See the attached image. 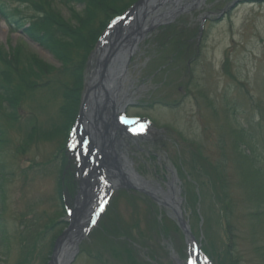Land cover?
I'll return each mask as SVG.
<instances>
[{
    "label": "rangeland",
    "instance_id": "374dc122",
    "mask_svg": "<svg viewBox=\"0 0 264 264\" xmlns=\"http://www.w3.org/2000/svg\"><path fill=\"white\" fill-rule=\"evenodd\" d=\"M0 1L26 22L38 15L31 1ZM45 1L63 22L85 21L83 3ZM180 6L146 32L127 64L121 107L151 120L146 137L134 143L119 135L143 180L166 192L175 183L183 217L212 263L264 264V203L257 202L264 196V0H181ZM103 18L97 13L93 25ZM0 44L58 69L43 79L50 83L26 94L18 123L0 116V264H46L69 219L60 196L64 136L48 138L60 119L61 62L4 19ZM93 63L91 56L87 85ZM30 114L42 135L22 152ZM127 184L111 193L70 264H187L188 242L171 206L146 186ZM76 191L67 190L68 205Z\"/></svg>",
    "mask_w": 264,
    "mask_h": 264
},
{
    "label": "trees",
    "instance_id": "16d2710c",
    "mask_svg": "<svg viewBox=\"0 0 264 264\" xmlns=\"http://www.w3.org/2000/svg\"><path fill=\"white\" fill-rule=\"evenodd\" d=\"M29 1H31L32 7L38 13V15L29 20V22H26V19H23L21 16H13L10 14L9 12L11 11L8 10L1 1L0 19H4L10 30H21L30 39L36 41L39 45L48 50L57 61L61 62L59 72L63 75L64 79L60 81L58 87L63 97L62 104L59 106L60 119L58 122L55 121L54 126L56 130L50 128L51 130L48 131V138H51L53 133L59 134L60 139L64 136L62 144L59 145L58 152L61 154L64 164L66 156L64 140L77 114L83 89L84 71L89 53L94 48L100 33L105 28L109 19L121 13L135 0L122 5L119 4L123 2V0H53L54 2L59 1L64 5H70L72 7L75 4L83 3L85 11L82 17H84L85 21L82 20L81 23L79 17V22L76 21V25L63 22L60 14L55 13L53 10H49L48 6L50 1H45L44 4H42V0H22V2L30 4ZM97 13L103 14L105 18L99 21L98 25L95 26L93 23L97 22H94V17ZM175 42L177 43V41ZM54 69L58 71L57 68L44 65L35 57H31V54L25 52L24 49H17L10 52L6 51L0 44V108L5 109L0 116L11 124L18 123L20 104L25 100L26 94L28 96V92H34L38 88L44 87L46 84L50 83V80L45 79V81H43V79L48 74L52 73ZM26 123H29L26 140L23 141V144L20 143L18 146V149L22 152H24L23 150L32 139L42 135V132L37 129L33 115H29L26 119ZM1 171L2 169H0V182L2 181ZM258 171L259 169L255 166L254 172ZM219 181L220 187L223 188L221 194L225 201L227 193L224 191L226 188L222 175L219 177ZM63 182L62 179H60L58 184L62 185ZM75 183L76 180L73 170L70 169L67 176L65 175V187L71 190L74 188ZM261 186L263 185L261 184ZM60 196L62 195L60 194ZM258 200L257 202H260L261 207L262 203H264V196ZM259 212L264 214L263 211ZM259 212H257V215ZM226 220L228 229L227 234L229 238H231V224L227 217ZM55 225V222L44 225L45 230L43 233L53 228ZM54 239L55 238L52 239L49 249H51ZM220 262L225 261L221 260Z\"/></svg>",
    "mask_w": 264,
    "mask_h": 264
},
{
    "label": "bare ground",
    "instance_id": "6f19581e",
    "mask_svg": "<svg viewBox=\"0 0 264 264\" xmlns=\"http://www.w3.org/2000/svg\"><path fill=\"white\" fill-rule=\"evenodd\" d=\"M155 1H156V7L163 5L165 2L166 3L169 2L170 4L173 3V1L179 2V0H158V1L155 0ZM178 2L176 3V6L178 5ZM171 10L172 9H169L165 13L159 12L160 15H158L156 13L155 15H158V16H156L155 19L157 21L163 20V19H165V20L168 19L173 13ZM141 21L143 22V19H141ZM147 24L148 23L146 22L145 27ZM138 41H139V39L133 40V44L137 45ZM114 54L110 55L109 59L112 57H116L117 54H118L119 59H121L123 54H125V52L123 51L122 48H120L119 50H116L114 52ZM100 55H101V52L93 55V61H95V60L97 62L99 61V63H98L99 64V66H98L99 71H95L96 69H94L91 72L92 76H91L90 82H89L90 97L92 98V95H94L95 98L98 97L97 94L99 91L95 92V90L99 88L100 91L103 90V95H108V96H110V98H112L115 101L114 103H116V106L113 109H118L120 107L121 102L124 100L123 97H125L127 95L126 92L122 91L123 84L128 80V78H127V63L124 64L123 59L121 62L118 61L119 59L113 60L112 62H109V65L105 68V67H103V61L105 60L107 55H104V54L101 56ZM105 101H106V97H104L101 101L100 110H102V111H103V105L106 108V110L111 109V107H113V106H108V105L112 104L110 101L106 102V103H105ZM99 123H101V122L99 121ZM110 134L114 138L115 149L117 151V154H120L121 156H123V161L125 160L123 163L122 170L118 171L119 175H122V176L128 175L130 178H132V180L134 181V183L136 185L146 186L150 190L154 191L155 194L161 195L162 198L164 196V198H166L168 200L172 199L171 193L173 192V195L175 196V200L177 203V208L181 211L180 199H179V196L176 192L175 185H173L174 189H173V187H171L172 184H175V183L171 182L172 184L170 183V185H169L170 191L166 192V191H163L158 184L153 186L149 182L143 180L134 171V168L132 167V163L128 159L127 148H126V144L124 143V141L123 140L121 141V139L115 135L116 132H110ZM118 181H120V177L118 178ZM85 223H87V222H85ZM84 224H83V226H84ZM63 242H65L64 247L61 246L62 249L60 247V248H58V251H57L56 264H61L62 260H65L64 257H66L65 256V251H66L65 248L67 247L66 242L68 243V242H70V240L64 239ZM60 258H62L61 262H60ZM192 261H193V259H192Z\"/></svg>",
    "mask_w": 264,
    "mask_h": 264
},
{
    "label": "water",
    "instance_id": "95a60500",
    "mask_svg": "<svg viewBox=\"0 0 264 264\" xmlns=\"http://www.w3.org/2000/svg\"><path fill=\"white\" fill-rule=\"evenodd\" d=\"M153 5H156V1L155 0H138L132 6V8L129 10V12L126 15V17H123L117 26H115L114 28L108 30V33L110 34L111 37L105 39V41L109 42V43L111 42V43H114V44L111 45L110 48H107V49L105 48L102 51L103 52L102 55L103 54L107 55V57L103 61V67L106 68L109 65V62H112L113 60H118L119 59L118 54H117L116 57H112L110 59H109V56L113 55L114 52L116 50H119L120 48L123 49L125 54H123L122 58L119 59L118 61L121 62L122 59H123L124 64H126L128 62V59H129V57H130V55L132 53L131 50H133L134 46H135L133 44V40L135 39V37H137L138 35L142 34V31L146 30V27H142L143 24H140L141 23V19H143L149 13L148 8L153 6ZM157 8L154 10V12L157 13L158 15H160L159 11L157 10ZM132 14H134L137 17V19L134 21L135 25L131 24V25H128L127 27L129 29L136 27V29L133 31V34L131 36H125L124 39H123L124 41L120 42V36L119 35L124 31L123 30V27H124L123 25L125 24L127 17L131 16ZM164 20L165 19H163V21ZM154 22H155L154 19L151 20V24L152 25L155 24ZM94 170H95V167H94ZM87 182H88V180L84 182V186L87 185ZM126 185L128 186L127 183H126ZM120 186H122V184ZM82 195H83V201H82V203L79 204V207L74 210V215H73L72 220H71L69 226L67 227V229H65L62 232V234L59 236V238L57 239V241L55 243V246H54V250H53L51 259L48 262V264H56V250H57L58 246L63 242L64 239H70L69 237H67V235L74 228V226H75V224L77 222L76 221L77 210L81 213L80 214V220H81L83 218V214H84L85 210L89 209L91 207V201L94 198V197H92L93 195L89 196L87 194V192L85 191L84 187L82 189ZM88 202H90V203H88ZM171 204H173L171 206V208H172V210H173V212L175 214V218H176V220L178 222L179 227L183 230V232L185 233L186 236H191V238L194 240L193 236L190 233V230H189V227H188L186 221L182 217V214H181L180 210L177 208V205L174 206L176 204L174 199H172V203ZM73 242H77V240H73ZM76 251H77V248H76L75 244H74L73 247L68 246V249H67L68 259L64 260V262L61 263V264H69L70 261L72 260V258L74 257Z\"/></svg>",
    "mask_w": 264,
    "mask_h": 264
},
{
    "label": "flooded vegetation",
    "instance_id": "af4514ba",
    "mask_svg": "<svg viewBox=\"0 0 264 264\" xmlns=\"http://www.w3.org/2000/svg\"><path fill=\"white\" fill-rule=\"evenodd\" d=\"M111 102L112 104L111 105H108V106H113V107H111V109H107L106 110V115H105V120H106V122H108L109 124L112 122V117H110V114H111V112H112V110H114L113 108H114V106H116V103H114L115 101L112 99V98H109V100L107 101V102ZM114 120V119H113ZM120 130H122V129H120ZM120 133H116V136L118 137V138H120L121 139V141L123 140L122 139V137L119 135ZM118 156H120L121 157V155L120 154H118Z\"/></svg>",
    "mask_w": 264,
    "mask_h": 264
}]
</instances>
